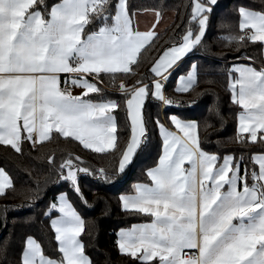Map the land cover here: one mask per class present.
Segmentation results:
<instances>
[{"label":"snow or ice","instance_id":"1","mask_svg":"<svg viewBox=\"0 0 264 264\" xmlns=\"http://www.w3.org/2000/svg\"><path fill=\"white\" fill-rule=\"evenodd\" d=\"M216 4L191 0L185 32L158 50L148 68L150 79L146 74L131 86L120 81L118 91L130 123V136L120 149L121 104L106 98L98 82L105 76L115 82L117 74L135 72L143 53L159 38L162 13L153 9L154 22L140 31L133 21L138 13L128 0H57L50 6L45 0H0V145L23 155L26 143L35 150L55 136L71 138L98 154L118 150L112 172L90 168L81 156L71 154L56 166L58 180L69 183L86 204L81 174L113 182L146 145V103L155 101L166 109L184 103L165 95L173 73L175 93L190 94L198 86L199 65L192 62L186 73L181 65L202 45ZM238 15L239 34L220 38L238 47L246 42L264 47V11L241 6ZM246 59L250 63H234L229 69L231 101L242 109L235 141L264 144V66ZM72 88L81 91L74 95ZM168 119L175 131L158 118L154 121L161 152L146 169L149 183H136L133 194L119 197L123 211L149 218L118 231L120 253L138 264H264V151L250 154L251 165L243 154L221 157L203 149L196 120L177 113ZM47 162L54 165L55 155H48ZM39 187L37 183L26 198L29 208ZM8 189H14L13 181L0 168V196ZM24 210L25 205L12 209ZM53 212L58 213L54 218ZM6 215L7 210L5 222ZM45 216L57 256H48L28 235L19 264H94L82 239L86 222L67 193L55 197Z\"/></svg>","mask_w":264,"mask_h":264},{"label":"trees","instance_id":"2","mask_svg":"<svg viewBox=\"0 0 264 264\" xmlns=\"http://www.w3.org/2000/svg\"><path fill=\"white\" fill-rule=\"evenodd\" d=\"M55 2L57 0H45L49 6ZM128 3L133 12L156 9L161 13L173 12L175 18L159 33L153 47L143 53L139 67L135 68L133 74H117L115 82L105 76L103 82H98L106 98L119 100L121 104L117 110L120 149H123L130 136V123L118 85L121 80L129 86L134 85L138 78L146 74L150 79L148 68L158 50L179 41L185 32L191 0H128ZM241 6L264 11V0H218L202 45L196 48L194 57L184 60L181 65V72L185 73L192 62L199 65L198 86L190 94L175 93L177 73H173L165 87V95L174 100H196L197 103L183 109L164 108L163 117L168 122L169 115L177 113L183 119L196 120L201 144L206 152L216 153L221 157L225 154H234L237 157L243 154L251 165L250 154L264 151V144L249 142L242 145L235 141L241 108L231 101L228 89L229 69L234 63H250L246 57H252L256 66H264L263 47L260 42H246L238 47L236 43L220 38L239 34L238 8ZM236 57L240 59L236 60ZM144 114L148 126V140L138 150L134 162L126 168L124 174L108 183L98 181L93 176L80 175L79 184L86 197V204L72 191L69 183L58 180L56 166L71 154L81 156L85 165L90 168H104L112 172L118 163V150L109 155L98 154L84 150L78 142L71 141V138L55 136L35 150L26 143L23 155L15 153L10 147L0 145V168L5 169L14 184V189H8L7 195L0 196V264H19L24 240L28 235L42 244L48 256H57V245L45 212L59 193H67L69 201L86 222L82 239L86 254L94 264H138L133 258L120 253L116 241L120 229L145 223L149 219L144 215L123 211L119 199L123 194L132 193L135 182H148L146 169L155 165L161 152V137L154 123L157 118L163 123L161 105L148 101ZM48 155H55L56 163L52 166L47 162ZM37 183L40 185L38 194L29 208L26 198L31 190L36 189ZM21 205H25L24 211H12ZM56 214L58 213L53 212L52 216Z\"/></svg>","mask_w":264,"mask_h":264},{"label":"crops","instance_id":"3","mask_svg":"<svg viewBox=\"0 0 264 264\" xmlns=\"http://www.w3.org/2000/svg\"><path fill=\"white\" fill-rule=\"evenodd\" d=\"M217 2H218V0H217ZM137 13H138V15L133 17L134 25L136 27H138V29L140 31L147 30L151 26V24L154 22L153 11H151V10L141 11V12L137 11ZM174 18H175V14L173 12L168 11V12L162 13V19L159 22V33H162L174 21ZM195 52H196V49L194 50L193 53L189 54L184 60L188 59L189 57H194L195 56ZM263 52H264V47H263ZM62 79H64V74H61V80ZM98 87H99V85H98ZM80 91H81V89L77 88L76 92H74L73 94L74 95H78L80 93ZM241 111H242V109H241ZM163 124L165 125V127H168L170 130L175 131V129L172 128V126L169 123V121L167 122L165 118L163 120ZM139 183H142V182H139ZM143 183H149V180H148V182H143ZM135 184H136V182L133 185H135ZM133 185H132V193L123 194V195H131V194H133ZM185 251L186 252H191V251H195V250H187V249H185Z\"/></svg>","mask_w":264,"mask_h":264},{"label":"built area","instance_id":"4","mask_svg":"<svg viewBox=\"0 0 264 264\" xmlns=\"http://www.w3.org/2000/svg\"><path fill=\"white\" fill-rule=\"evenodd\" d=\"M63 80V79H62ZM63 86V85H62ZM77 88H72L71 91L72 93L76 92ZM184 103L181 105V107L179 109H183V108H186V107H189L190 106H193L197 103L196 100H190V101H183ZM164 108L162 105H161V113L163 114V111H164Z\"/></svg>","mask_w":264,"mask_h":264},{"label":"rangeland","instance_id":"5","mask_svg":"<svg viewBox=\"0 0 264 264\" xmlns=\"http://www.w3.org/2000/svg\"><path fill=\"white\" fill-rule=\"evenodd\" d=\"M167 85V84H166ZM161 118H162V120H164V117H163V115L161 116Z\"/></svg>","mask_w":264,"mask_h":264}]
</instances>
